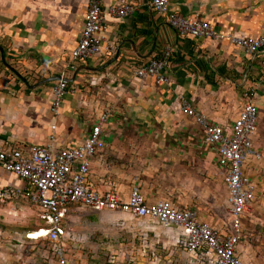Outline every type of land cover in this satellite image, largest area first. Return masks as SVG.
Listing matches in <instances>:
<instances>
[{
	"label": "crops",
	"instance_id": "obj_1",
	"mask_svg": "<svg viewBox=\"0 0 264 264\" xmlns=\"http://www.w3.org/2000/svg\"><path fill=\"white\" fill-rule=\"evenodd\" d=\"M86 2L0 0L4 63L28 85L0 60V147L47 144L50 137L53 146L74 145L101 113L108 112L101 126L104 146L89 166L92 187L97 191L113 187L124 199L136 186L146 201L166 200L191 209L200 222L221 229L225 192L214 148L203 143L199 129L179 112V105L186 101L210 122L226 124L251 89L248 98L258 110L252 142L264 152L260 81L264 48L247 55L226 40L178 37L162 16L149 9L148 0H99L102 7L127 2L135 10L123 18L104 15L105 44L113 51L105 49L98 59L78 60L73 69L65 70L67 92L53 117L48 111L49 88L55 81L51 78L68 63ZM167 7L175 15L208 22L215 33L264 35V0H167ZM165 48L170 50L166 82L133 77L134 68ZM245 172L254 187V201L236 253L243 264H252L242 250L258 238L257 226L264 224V163L250 162ZM6 184L23 183L0 168V186ZM257 193L263 197L257 198ZM91 214L99 221L131 218L121 213ZM121 224L128 226L125 221Z\"/></svg>",
	"mask_w": 264,
	"mask_h": 264
},
{
	"label": "built area",
	"instance_id": "obj_2",
	"mask_svg": "<svg viewBox=\"0 0 264 264\" xmlns=\"http://www.w3.org/2000/svg\"><path fill=\"white\" fill-rule=\"evenodd\" d=\"M147 5L164 18L167 27L178 37L226 40L247 55L264 48V35L251 38L215 33L208 22L198 17L171 13L167 0H148ZM134 10L127 2L102 7L99 0H87L79 38L69 51L68 63L49 88L48 111L53 117L67 92L65 70L73 69L78 60L98 59L105 49L109 53L113 51L112 45L105 44L104 15L123 18ZM169 56L170 50L163 49L159 56L134 68L133 77L148 76L156 83L166 82ZM260 81L264 83V72ZM245 92L246 100L235 118L226 124L210 122L186 101L179 105V112L199 129L203 143L214 148L217 173L225 192L226 219L221 229L200 222L191 209L174 207L166 200L146 201L136 186L129 188L124 199L113 187L102 191L92 187L88 180L89 166L92 157L104 146L101 126L108 112L101 113L89 125L82 141L74 145L53 146L50 137L47 144L0 147V168L23 183L22 186H0V203L20 198L37 208L45 234L27 240L48 241L55 264H69L63 249L67 233L62 223L68 213L79 209L121 213L133 219L147 218L164 227H175L190 264H243L236 250L243 238L244 219L254 201V187L245 168L250 162L264 163V152L255 149L252 142L258 110L248 98L252 90ZM53 128L54 125H50V129Z\"/></svg>",
	"mask_w": 264,
	"mask_h": 264
},
{
	"label": "rangeland",
	"instance_id": "obj_3",
	"mask_svg": "<svg viewBox=\"0 0 264 264\" xmlns=\"http://www.w3.org/2000/svg\"><path fill=\"white\" fill-rule=\"evenodd\" d=\"M91 213L95 212L71 211L63 220L67 233L63 249L69 264H190L175 227H164L147 218L99 221ZM220 215L225 221L224 203ZM123 221L128 226H123ZM40 227L37 208L24 199L0 203V264H55L48 241L24 238ZM255 236L258 238L242 251L252 264H264V224L257 226Z\"/></svg>",
	"mask_w": 264,
	"mask_h": 264
},
{
	"label": "water",
	"instance_id": "obj_4",
	"mask_svg": "<svg viewBox=\"0 0 264 264\" xmlns=\"http://www.w3.org/2000/svg\"><path fill=\"white\" fill-rule=\"evenodd\" d=\"M0 60H1V62L3 63V65L7 68V69H9L11 72H13L26 86H28L27 85V83L19 76V74H17L16 73V71L11 67V66H9L8 64H5L4 63V59H3V54H2V50H1V48H0ZM59 77L58 76H56V77H53V78H51L52 80H57ZM48 79H45L44 81H39L38 83H36L35 85H31L32 87L33 86H37V85H39V84H41V83H43V82H45V81H47Z\"/></svg>",
	"mask_w": 264,
	"mask_h": 264
},
{
	"label": "bare ground",
	"instance_id": "obj_5",
	"mask_svg": "<svg viewBox=\"0 0 264 264\" xmlns=\"http://www.w3.org/2000/svg\"><path fill=\"white\" fill-rule=\"evenodd\" d=\"M45 234V231H44V228H39V229H36V230H34V231H32V232H28L27 233V237L28 238H37V237H41V236H43Z\"/></svg>",
	"mask_w": 264,
	"mask_h": 264
}]
</instances>
